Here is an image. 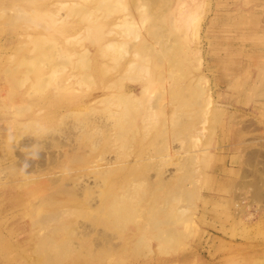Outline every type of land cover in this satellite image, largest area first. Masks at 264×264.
Returning a JSON list of instances; mask_svg holds the SVG:
<instances>
[{"label":"rangeland","instance_id":"374dc122","mask_svg":"<svg viewBox=\"0 0 264 264\" xmlns=\"http://www.w3.org/2000/svg\"><path fill=\"white\" fill-rule=\"evenodd\" d=\"M222 3L0 0V264H264V60L216 58Z\"/></svg>","mask_w":264,"mask_h":264},{"label":"crops","instance_id":"0c3cea01","mask_svg":"<svg viewBox=\"0 0 264 264\" xmlns=\"http://www.w3.org/2000/svg\"><path fill=\"white\" fill-rule=\"evenodd\" d=\"M220 10L212 14L209 29L216 32V58L219 60H248L251 57L256 60H264V0H222ZM241 5L240 10L238 6ZM232 4V5H231ZM247 49H261L258 52H247ZM238 50V52H236ZM238 54V55H236ZM242 93L248 100L262 102L264 104V78L251 75L242 81ZM262 106H255L258 112H262ZM264 112V110H263ZM253 252H257L256 249ZM253 256V254H252Z\"/></svg>","mask_w":264,"mask_h":264},{"label":"bare ground","instance_id":"6f19581e","mask_svg":"<svg viewBox=\"0 0 264 264\" xmlns=\"http://www.w3.org/2000/svg\"><path fill=\"white\" fill-rule=\"evenodd\" d=\"M33 8H34V7H33ZM237 8H239V7H237ZM22 9H23V12H24V9H25V8H22ZM108 9L111 10V8H108ZM107 11H108V10H107ZM25 12H26V11H25ZM178 124H179V123H178ZM180 124H181V123H180ZM245 125H246V124H245ZM248 125H251V124H248ZM252 125H253V124H252ZM245 127H246V126H245ZM252 151H253V153H252V155H253L254 152L257 151V150H252ZM248 152H249V151H248ZM248 152H247V153H248ZM258 152H259V151H258ZM258 152H257V153H258ZM249 155H251V154L249 153ZM249 155H248V157L250 158L251 156H249ZM255 155H256V153H255ZM258 155H259V154H258ZM261 155H262V153H261ZM254 157H255V156H254ZM257 157H258V156H257ZM257 157H256V158H257ZM262 157H263V156H262ZM78 158H79V157H78ZM259 158H260V157H259ZM249 160H252V158L249 159ZM257 161H258V160H257ZM250 162H251V161H250ZM252 162H253V161H252ZM261 162H262V161H261ZM263 163H264V162H263ZM255 165H256V164H255ZM129 169H130V168H129ZM134 170H135V169H134ZM245 171L247 172V170H245ZM255 171H256V170H255ZM259 171H260V169H259ZM262 171H263V170H262ZM130 173H131V172H130ZM253 173L260 174L259 172H253ZM261 173H263V172H261ZM263 174H264V173H263ZM110 176H111V175H110ZM112 176H113V175H112ZM245 176H246V175H245ZM252 176H253V175H252ZM253 177H254V176H253ZM257 177L260 178L258 175H257ZM112 178H113V177H112ZM254 178H255V177H254ZM258 178H257V179H258ZM262 179H264V178L262 177ZM254 180H255V179H254ZM254 180H253V181H254ZM258 180L260 181L261 179H258ZM258 180H256V182H257ZM107 181H108V180H107ZM113 181H114V179H113ZM253 181H251V182H252L251 184H253ZM108 182H109V181H108ZM244 182H245V181H244ZM246 183H247V182H246ZM258 184H259V182H258ZM258 184L256 183V186L252 185V187L254 186L255 188L253 189L254 192H252V196H251V197H252V199H253V195H254V193H255V197H258V199L261 200V198H264V188H263V186L261 187V184H260L259 187H257ZM263 184H264V182H263ZM247 185H249V184H247ZM247 185H246L245 183H243V186L246 187ZM36 186H37V185H36ZM54 190H55V189H54ZM253 190H252V191H253ZM48 191H49V190H48ZM48 193H49V192H48ZM56 194H57V193H56ZM105 195H106V194H105ZM115 197H117V199H118V196H117V195H116ZM119 197H121V195H120ZM255 197H254V198H255ZM50 199H51V197H50ZM258 199L255 198L254 200H258ZM104 200H105V199H104ZM116 201L118 202V200H114V203H115ZM262 201H263V199H262ZM52 202H53V201H51V203H52ZM121 202H122V201H121ZM253 202H254V201H253ZM114 203H112V201H111V205H113V206H111V207L109 206V208H113V210H112V211H113V214H114V212H115V214H118V215H119V213L121 212V209L119 208V206L117 207V205H121L122 203H120V204L117 203V205L114 204ZM260 203H261V202H260ZM106 205H107V204H106ZM263 205H264V203H263ZM121 207H122V206H121ZM109 210H110V209H109ZM109 210H108V211H109ZM56 212H57V211H56ZM49 213H50V212H49ZM51 213H52V212H51ZM47 214H48V213H47ZM55 215H57V214H55ZM55 215H54V214H53V216H52V215H49L50 217H49L48 215H47V216H48V218L52 219L53 217L55 218ZM48 218H46V219L48 220ZM263 220H264V219H263ZM64 228H65V227H64ZM64 228H63V229H64ZM51 229H52V231L57 230L56 228H55V230H53L54 227H52ZM58 230H59V229H58ZM65 230H66V229H65ZM33 238H34V237H33ZM47 238H48V237H47ZM47 238H46V239H47ZM49 239H52V240H53L52 237L49 238ZM61 241H62V240H61ZM53 242H54V241H53ZM47 243H48V241H47ZM61 243H64V242H61ZM61 243H60V245H58V246H61V245H64V244H65V243H64V244H61ZM44 244H45V243H44ZM50 244H51V241H50ZM52 244H53V243H52ZM52 244H51V245H52ZM55 244H56V243H55ZM45 245H46V244H45ZM51 245H50V247H49L50 249H51ZM36 246H37V245H36ZM40 246H41V245H40ZM58 246L55 245V247H57V248H59V249L61 248V250H62L63 252H64V251L67 252V249H68V248H65V245H64V246H61V247H58ZM66 246H67V245H66ZM52 247H54V246H52ZM40 248H41V247H40ZM70 248H71V247H70ZM33 249H34V248H33ZM35 249H36V248H35ZM37 249H38V248H37ZM59 249H58V250H59ZM38 250H39V249H38ZM58 250H57V251H58ZM32 251H33V250H32ZM39 251H40V250H39ZM42 251L47 252V251H46V248H45L44 250H42ZM42 251H41V252H42ZM69 251H71V250H69ZM45 252H44V253H45ZM58 252H59V251H58ZM63 252H61V254H62ZM7 253H8V252H7ZM33 253H35V250H34ZM37 253H38V252H37ZM37 253H36V255H37ZM48 253H49V252H48ZM59 253H60V252H59ZM40 255H42L41 257H43V255H45V254H40ZM47 255H48V259L46 258V260H48V262H49V254H47ZM53 255H55V254H53ZM53 255H52V256H53ZM45 256H46V255H45ZM57 256H58V255H57ZM7 257H8V256H7ZM50 258H51V255H50ZM51 259H52V258H51ZM59 259H62V258H59ZM66 259H67V258H66ZM52 260H53V259H52ZM52 260H51V262H52ZM42 261H44V259H43ZM30 262H32V261H30ZM37 262H38V261H37ZM37 262H36V264H37ZM46 262H47V261H46ZM48 262H47V263H48ZM51 262H49L48 264H51ZM32 263H33V262H32ZM32 263H31V264H32ZM44 263H45V262H44ZM28 264H30V263H28ZM56 264H57V263H56Z\"/></svg>","mask_w":264,"mask_h":264},{"label":"clouds","instance_id":"9594fccd","mask_svg":"<svg viewBox=\"0 0 264 264\" xmlns=\"http://www.w3.org/2000/svg\"><path fill=\"white\" fill-rule=\"evenodd\" d=\"M29 167V165L27 164V162H25L24 165H22V168L21 170L24 172V173H27V168Z\"/></svg>","mask_w":264,"mask_h":264}]
</instances>
